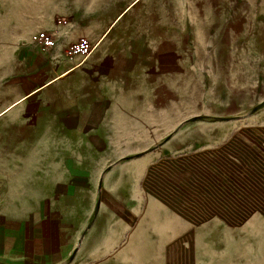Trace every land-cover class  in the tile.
<instances>
[{"label": "rangeland", "instance_id": "rangeland-1", "mask_svg": "<svg viewBox=\"0 0 264 264\" xmlns=\"http://www.w3.org/2000/svg\"><path fill=\"white\" fill-rule=\"evenodd\" d=\"M117 1L0 0L1 75L34 37L49 54L65 43L54 13L67 22ZM128 11L176 60L158 88L146 84L143 115L118 119L127 132L106 133L98 155L113 163L93 166V188H117L104 199L128 201L142 228L128 263L264 264V0H137Z\"/></svg>", "mask_w": 264, "mask_h": 264}, {"label": "crops", "instance_id": "crops-1", "mask_svg": "<svg viewBox=\"0 0 264 264\" xmlns=\"http://www.w3.org/2000/svg\"><path fill=\"white\" fill-rule=\"evenodd\" d=\"M136 1L76 9L67 22L54 13L65 43L49 54L35 30L0 73V264L137 261L133 208L91 182L93 166L113 163L98 155L113 140L106 133L127 132L118 119L142 116L146 84L154 91L161 68L176 63L139 29L128 11ZM157 212L145 210L149 220Z\"/></svg>", "mask_w": 264, "mask_h": 264}]
</instances>
